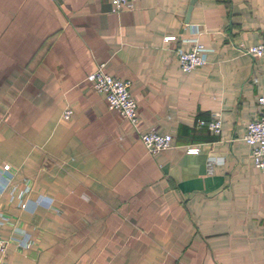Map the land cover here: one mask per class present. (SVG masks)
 I'll use <instances>...</instances> for the list:
<instances>
[{"label":"crops","instance_id":"1","mask_svg":"<svg viewBox=\"0 0 264 264\" xmlns=\"http://www.w3.org/2000/svg\"><path fill=\"white\" fill-rule=\"evenodd\" d=\"M190 2L0 0L8 264H264V168L244 140L264 55L243 51L264 40V0H197L186 22ZM193 39L208 62L184 72ZM100 64L132 81L137 126L87 80ZM215 114L219 134L198 125ZM149 130L173 146L152 155Z\"/></svg>","mask_w":264,"mask_h":264},{"label":"built area","instance_id":"2","mask_svg":"<svg viewBox=\"0 0 264 264\" xmlns=\"http://www.w3.org/2000/svg\"><path fill=\"white\" fill-rule=\"evenodd\" d=\"M136 0H112L115 10L122 8H133ZM165 41L176 39V36H166ZM190 49H179L177 52L178 62L184 72H191L203 65L207 60L208 48L198 39H193ZM246 54L258 57L264 55V40L249 45L243 49ZM87 80L93 85V88L106 95L108 107L110 110L117 111L131 124L137 126L139 122L138 103L134 99L131 86V80H124L112 76L104 70V64H100L98 68L87 76ZM259 103L262 106L259 115L247 124V130L244 134V140L252 148V156L255 165L264 168V97H259ZM74 113L73 108L67 107L63 112L64 119H70ZM200 127H206L214 134H219L222 130V118L219 114H215L211 120L200 119L198 121ZM141 139L152 155L169 149L173 146V135L170 133L160 134L153 130L141 133ZM186 151L191 154H197L200 151L198 146H189ZM4 170H11L10 164L4 165ZM5 178V177H4ZM4 181H9L4 179ZM8 241L0 235V264H8L6 252Z\"/></svg>","mask_w":264,"mask_h":264},{"label":"water","instance_id":"3","mask_svg":"<svg viewBox=\"0 0 264 264\" xmlns=\"http://www.w3.org/2000/svg\"><path fill=\"white\" fill-rule=\"evenodd\" d=\"M197 0H191L190 2V6L188 8V13H187V17H186V22H189L190 20V15H191V12H192V9L194 7V4L196 3Z\"/></svg>","mask_w":264,"mask_h":264}]
</instances>
